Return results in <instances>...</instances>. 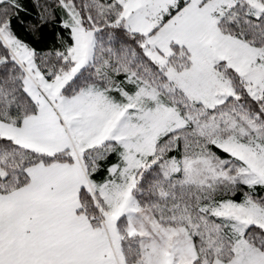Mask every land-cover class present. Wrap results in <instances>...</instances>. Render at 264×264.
I'll list each match as a JSON object with an SVG mask.
<instances>
[{
  "label": "snow or ice",
  "instance_id": "obj_1",
  "mask_svg": "<svg viewBox=\"0 0 264 264\" xmlns=\"http://www.w3.org/2000/svg\"><path fill=\"white\" fill-rule=\"evenodd\" d=\"M0 264H264V0H0Z\"/></svg>",
  "mask_w": 264,
  "mask_h": 264
}]
</instances>
